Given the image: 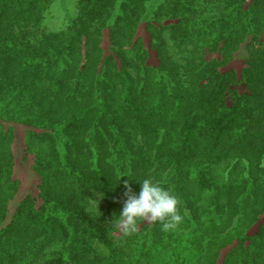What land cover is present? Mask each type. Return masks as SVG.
<instances>
[{
    "label": "trees",
    "instance_id": "trees-1",
    "mask_svg": "<svg viewBox=\"0 0 264 264\" xmlns=\"http://www.w3.org/2000/svg\"><path fill=\"white\" fill-rule=\"evenodd\" d=\"M144 2L76 0L55 30L54 0H0V264H264V0H163L148 46L134 36ZM248 36L240 73L203 61ZM4 122L39 129L41 202L27 194L7 224ZM145 178L178 197L182 222L116 239L125 182L138 193ZM95 192L104 224L87 210Z\"/></svg>",
    "mask_w": 264,
    "mask_h": 264
},
{
    "label": "rangeland",
    "instance_id": "rangeland-1",
    "mask_svg": "<svg viewBox=\"0 0 264 264\" xmlns=\"http://www.w3.org/2000/svg\"><path fill=\"white\" fill-rule=\"evenodd\" d=\"M162 1L163 0H145L144 2L145 7L141 16L142 21L138 23L134 32V36L141 37L145 46H148L150 42L147 22L155 21L154 11ZM75 2L76 0H54V3L47 17L48 28L55 30L64 28L75 12ZM159 17L160 18L158 19V21H160L161 24H171L176 21L173 19L169 20L167 18H164L163 15ZM250 39L251 37L248 36L246 40L238 44L237 47H228V49L224 51V55L221 54L219 56L217 51H207L205 55H203V61H209L212 58H216L218 61H223L222 65L219 67L221 71L234 69L237 73H240L241 69L244 66V61L248 57L245 44ZM102 46L104 49L109 46L107 37L103 38ZM175 56L177 57V55ZM145 61L150 66H156L158 63L157 51L148 47ZM4 124L5 127L11 126V130L13 133L14 139L11 144L14 159L12 177L13 179L18 180L17 189L13 197L7 204V214L5 221V223L7 224L12 219L18 203L27 194L33 196L36 205H39L41 202V198L39 196L40 176L34 166L36 163V152L39 151V142H29V139L27 138V133L29 130H34L39 133V129L29 127L27 124L22 122H4ZM107 203L108 201L103 199L102 193L95 192L91 195V198H89V204L87 206V210L91 211L94 215V218L100 221L102 224H104V221H101V208L105 207ZM258 224L259 222L253 224L249 228L248 233H254L257 230ZM113 234L115 235V238L118 239V237L121 235V232L119 231V229H116ZM99 248L103 251V253H105L106 250L102 246L99 245ZM199 261L202 262V260ZM205 263L206 261L204 262V264Z\"/></svg>",
    "mask_w": 264,
    "mask_h": 264
},
{
    "label": "clouds",
    "instance_id": "clouds-1",
    "mask_svg": "<svg viewBox=\"0 0 264 264\" xmlns=\"http://www.w3.org/2000/svg\"><path fill=\"white\" fill-rule=\"evenodd\" d=\"M135 192L126 181L123 207L111 221L114 228L125 235L135 233L140 221L160 222L164 231L174 229L182 222L178 197L169 189L145 178Z\"/></svg>",
    "mask_w": 264,
    "mask_h": 264
}]
</instances>
